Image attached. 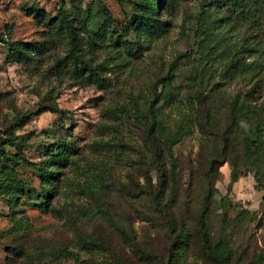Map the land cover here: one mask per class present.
<instances>
[{"label":"rangeland","instance_id":"obj_1","mask_svg":"<svg viewBox=\"0 0 264 264\" xmlns=\"http://www.w3.org/2000/svg\"><path fill=\"white\" fill-rule=\"evenodd\" d=\"M155 1L0 0V264H219L201 231L227 264H264V154L245 158L231 110L264 149V30L209 0L130 28ZM16 42L42 51L18 61Z\"/></svg>","mask_w":264,"mask_h":264},{"label":"trees","instance_id":"obj_2","mask_svg":"<svg viewBox=\"0 0 264 264\" xmlns=\"http://www.w3.org/2000/svg\"><path fill=\"white\" fill-rule=\"evenodd\" d=\"M209 4L216 5V7L221 11L225 9L222 12L224 15V20L227 22L244 23L245 25H247V28L249 30H264V0H209ZM158 7L159 0L148 4V6L146 7L141 6L139 16L129 22V27L133 28V30L135 31L143 28L159 30V20L157 19ZM58 21V26L60 30L65 28L66 30L71 32V35L74 34L75 29L71 26V23L69 22L66 14L63 11L59 13ZM203 24H205V26L201 28V35H203L204 37V39L202 40V42L205 44L203 48L206 49L209 44L208 40L212 36V29L207 23L206 18L203 19ZM0 41H3V38L1 36ZM7 45L9 46V55L13 58H16L18 61H22L28 57L30 47H34L38 52L42 51V48L37 44L16 42L8 43ZM231 110L233 113L235 112L240 115L241 119H245V121L248 122L251 127L250 132L243 136L245 158L252 159L253 161H260L264 154L262 142L263 132L261 124L258 122L253 123L252 118H249L251 115L250 107L245 102L240 105H238L237 103H233L231 105ZM156 113L157 110H154V108L151 106L149 108L148 122V130L150 133H153L156 128ZM149 142L152 147L155 146V139L153 136H149ZM57 157H60V155H58ZM58 159L59 161H61L60 158ZM236 180L237 176L233 175L232 182H235ZM201 230H203L202 227ZM201 233L212 260L216 261L219 264H227L229 259L228 250H226V248H221L218 250L209 247L206 234L203 231H201Z\"/></svg>","mask_w":264,"mask_h":264}]
</instances>
